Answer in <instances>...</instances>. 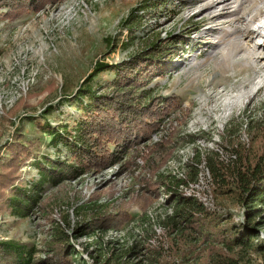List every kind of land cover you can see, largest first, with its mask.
Instances as JSON below:
<instances>
[{"label":"rangeland","instance_id":"obj_1","mask_svg":"<svg viewBox=\"0 0 264 264\" xmlns=\"http://www.w3.org/2000/svg\"><path fill=\"white\" fill-rule=\"evenodd\" d=\"M218 1L55 0L23 8L15 16L5 15L7 9L0 8V161L7 155L6 144L16 138L38 140L35 153L69 164V151L61 143L54 146L40 125L70 129L81 115L72 93L93 71V64L118 63L156 37L157 43L168 34L180 39L172 48L177 57L172 56L168 70L151 76L141 87L150 92L142 99L144 104L152 98L161 101L157 103V111L163 113L158 141L165 145L162 154L168 151L163 165L158 170L154 166L161 156L149 150L154 142H142L136 147L138 153L133 147L107 167H91L74 178L65 172L64 179L42 184L39 205L28 216L0 209V241L31 245L35 251L30 264H36L51 255L48 250L57 228L72 234L80 223L90 221L95 226L99 215H104V225L112 226L108 219L123 214L126 222L97 229L107 230L98 232L105 241L121 245L123 251L147 244L157 248L158 257L169 264H189L181 252L169 247L166 231L171 225L166 219L173 214L175 200L166 199L171 194L164 191L161 180L173 184L179 172L187 175L181 162H191L198 151L219 149L226 156L223 134L225 138L238 136L248 145L253 133L249 124L264 128V58L254 59L250 52L259 38L254 33L248 45L238 42L244 17H249V29H255L264 17V0H245L237 8ZM228 9L235 11L228 14ZM107 73L99 74L93 83L95 88L107 87L100 92H110ZM32 162L25 161L19 169L21 185L39 181ZM211 191V210L231 216L232 223L242 219L236 203L215 197L212 185ZM91 239L83 235L73 242L81 251ZM260 239L264 241V227ZM91 249L82 251L86 260ZM138 254L127 263L138 261ZM238 254L247 264H264V252L250 249Z\"/></svg>","mask_w":264,"mask_h":264},{"label":"trees","instance_id":"obj_2","mask_svg":"<svg viewBox=\"0 0 264 264\" xmlns=\"http://www.w3.org/2000/svg\"><path fill=\"white\" fill-rule=\"evenodd\" d=\"M51 1L55 0H0V8L7 9L5 15L15 16L23 8ZM179 40L172 39L171 34H168L162 43H157L159 38L156 37L153 43L118 63L98 61L93 64V71L72 93L74 101L79 102L78 112L81 115L74 120L70 129L60 130L49 124L40 125L42 132L51 135L54 146L61 143L69 151V164L35 153L40 146L38 140L32 142L29 139L14 138L7 143L4 148L7 155L0 161V209L21 218L26 217L34 206L39 205L42 184L64 179L65 172L66 177L74 178L91 167H107L133 147V151L138 153L136 147L146 142L158 129L163 114L160 109L157 111L160 100L152 98L151 103L144 104L142 99L145 94L150 95V92L141 87L151 76L168 70L167 64L171 65L172 56L177 57L172 48ZM103 72H108L105 83L110 92L107 93L99 91L107 87L93 86L96 77ZM249 128L253 133L248 145L240 141L238 136L235 138L231 134V137L225 138L222 135L221 144L228 154L235 155L234 159L228 161L210 149L203 154L196 152L191 162L187 163L186 176L193 180L197 164L203 160L206 162L213 194L215 197L230 199L239 206L242 211V219L239 221L229 222L231 216L209 210L198 200L181 195L176 188L183 182L182 179L176 178L173 184L161 180L164 191L171 194L166 199L175 200L173 214L166 219L171 225L166 231L169 247L181 252L189 264H247L243 262V255L238 253L250 249L264 252V241L260 239V230L264 227V128L261 125L252 128V124H249ZM152 144L149 150H156L158 156L161 155L158 157L159 163L154 165L158 170L167 160L168 151L162 154L165 145L161 146L159 141ZM29 159H33L32 163L40 178L30 186L21 185L23 173L19 169ZM97 217L99 223L95 226L90 225V221L80 223L72 230V234L63 227L54 230L48 250L51 255L38 260L36 264H128L127 259L138 253L141 258L133 264H169L164 258L158 257L160 252L157 248L147 244L139 248L134 244L123 251L121 245L117 247L102 238L98 232L107 230L97 229L117 227L128 220L125 215H113L112 219H108L112 221V226H109L110 223L104 225V215ZM64 223L69 228V222ZM83 235L92 237L83 249L92 246L87 252V260L83 257V250H78L73 242ZM136 248L143 251L136 252ZM34 251L35 248L25 243L0 241V264H30Z\"/></svg>","mask_w":264,"mask_h":264},{"label":"built area","instance_id":"obj_3","mask_svg":"<svg viewBox=\"0 0 264 264\" xmlns=\"http://www.w3.org/2000/svg\"><path fill=\"white\" fill-rule=\"evenodd\" d=\"M161 138V130H156L150 135V138L146 142H156ZM216 152L220 154L221 157L226 158V160L230 161L235 158V155L233 153H230L226 156L223 155L222 151L219 149H215ZM190 161H187V159L183 160L181 163L186 168L187 163ZM197 172L193 180H190L186 178L185 175L182 173H178L177 177L178 179H182L183 182L179 183L177 185V191L183 195L184 197H192L196 200H198L203 206H205L207 209H212V203H213V196L211 191V185L212 180L210 176L209 169L206 165V162L203 160L196 166Z\"/></svg>","mask_w":264,"mask_h":264},{"label":"bare ground","instance_id":"obj_4","mask_svg":"<svg viewBox=\"0 0 264 264\" xmlns=\"http://www.w3.org/2000/svg\"><path fill=\"white\" fill-rule=\"evenodd\" d=\"M246 1L245 0H219L218 1V3L219 4H232V6H235V8H237L238 6H241V4H244ZM210 3V2H209ZM208 3V4H209ZM218 3H215V4H218ZM218 4V5H219ZM220 5V6H221ZM258 5V4H257ZM210 7H214V3H213V5H211ZM219 7V6H218ZM217 7V8H218ZM223 7V6H222ZM222 7H221V9H222ZM259 7V6H258ZM207 8V7H206ZM228 7H226L225 9H227ZM261 8V7H260ZM259 8V9H260ZM216 9V8H215ZM262 9V8H261ZM224 10V9H223ZM231 10V9H230ZM205 11V10H204ZM233 11H235V9H232L230 12H229V9H228V11H227V13L228 14H231ZM201 12H203V10L201 11ZM223 12V11H222ZM220 14V13H219ZM221 16V15H220ZM251 17V16H250ZM249 18V17H248ZM247 17H244V24H243V27L241 26L240 27V30H241V32H242V34L241 35H239L238 36V42H239V44H241V45H248V43L252 40V38H253V36H252V34L254 35V33L256 34V36H258V38H259V42H254L255 43V45H253V49L252 50H250V48H249V50H250V52L252 51V52H254L252 55H254V59H260L261 57H263L264 58V54L262 55V56H260L261 54H260V50H261V47L264 45V17H262V19H261V21H259V23H258V25L256 26V28L255 29H249L248 27H247V19H248ZM251 19V18H250ZM240 20H242V19H240ZM250 25V24H249ZM254 30H257L256 32L254 31ZM250 46V45H249ZM248 50V49H247ZM246 50V51H247ZM248 50V51H249ZM249 52V53H250ZM262 53V52H261Z\"/></svg>","mask_w":264,"mask_h":264}]
</instances>
